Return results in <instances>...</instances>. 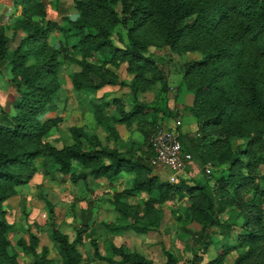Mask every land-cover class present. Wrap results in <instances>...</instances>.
<instances>
[{
  "label": "trees",
  "instance_id": "trees-1",
  "mask_svg": "<svg viewBox=\"0 0 264 264\" xmlns=\"http://www.w3.org/2000/svg\"><path fill=\"white\" fill-rule=\"evenodd\" d=\"M6 1L12 14L21 10L22 19L16 21L15 29L25 36L11 47L15 39L7 37L9 28L2 16L0 76L12 87L14 99L9 110L0 104V264H18L19 257L9 249L7 233L15 232L16 227L6 219L2 203L16 195L17 188L29 184L38 167H53L75 184L83 180L77 169L89 170L95 181L110 183L123 173L131 175V188L113 196L114 208L128 224H105L110 236L121 231L148 233L158 229L161 207L187 195L194 200L174 216L182 229L192 223L201 227L198 232L191 231V244H186L192 254L191 264H223L225 255L241 249L245 252L235 264H264V214L256 202L257 196L264 198V189L255 173L264 165L260 156L264 152V0H71L72 6L58 0L53 6L58 17L54 20L47 18L43 0ZM35 16L38 18L33 20ZM118 29L125 30L126 37L117 33ZM158 37L173 52L198 50L205 56L185 65L180 84V89L193 95L188 111L202 122L204 137L195 144L183 130L176 133L183 155H194L204 172L209 164L221 168L213 187L187 180L162 182L148 161L154 156L151 146L150 157L129 156L118 148L116 126L138 123L144 132L148 116L159 111L157 107L136 103L127 109V104L113 101L118 113L109 117L105 107L110 103L92 99L96 123L107 133V139L114 141V147L103 146L79 127L71 128L72 143L63 149L45 141L63 122L61 116L51 117L50 109L59 100L63 85L59 75L66 62L81 68L70 77L74 90L93 93L117 84L116 76L106 68L108 64L127 63V71L135 74L131 86L134 96L143 83L159 81L162 109L167 111L168 71L160 68L150 52L152 39ZM97 56L98 63L93 61ZM212 133L223 139L212 141ZM238 139L246 142L234 147L232 142ZM211 177L209 174L208 179ZM141 194L148 197L143 217L139 207L122 200L123 196ZM45 203L59 260L51 259L46 249L38 252L35 235H30V247L22 239L17 244L26 254H33V264H83L77 247L88 228H77L72 241L57 226L55 206L47 198ZM235 211L238 217L233 219ZM225 213L232 220L224 219ZM236 226L244 231L232 244ZM87 236L94 257L105 264H156L127 252L113 240H108L103 254L95 230ZM211 247L222 253L209 260L206 256ZM164 254V264H181L173 253Z\"/></svg>",
  "mask_w": 264,
  "mask_h": 264
},
{
  "label": "rangeland",
  "instance_id": "rangeland-1",
  "mask_svg": "<svg viewBox=\"0 0 264 264\" xmlns=\"http://www.w3.org/2000/svg\"><path fill=\"white\" fill-rule=\"evenodd\" d=\"M47 4V18L49 20L58 19L56 10L53 6L58 0H43ZM72 4L71 0H60L59 2ZM4 3V1H3ZM2 13L6 14L11 9V5L4 3ZM20 4H16L19 7ZM68 5V6H69ZM72 6V5H71ZM70 8V6H69ZM71 12H74L73 10ZM12 15V16H11ZM10 18L5 19V24L9 28L7 37L15 39L16 47L25 36L21 31H16L15 23L22 19V12H13ZM38 17H34L36 20ZM123 37H126V31L118 29L116 31ZM57 38L52 39L55 43ZM150 52L152 58L156 60L162 70L168 71L169 93L167 95V111L162 109V83L141 85L138 94L134 96L131 86L135 84V74L127 71V63H110L107 69L110 74L116 76V85H110L97 92H77L74 90L71 75L81 71V68L71 62H66L62 68V74L59 79L62 86L59 92V100L56 106L50 109L51 117L61 116L62 124L54 129L45 139L46 142L55 146L57 149H63L72 143L70 130L73 127L84 129L86 134L95 136L103 146H115L114 141L107 139V133L101 129L96 123L91 106L92 99H102L109 102L110 105L105 107V114L114 117L118 112L116 106L114 108L113 101L127 104V109L136 103L145 104L151 107H157L159 111L151 113L148 116V126L144 132L140 130V125L134 123L131 126L118 124L116 126L120 140L118 148L127 155L151 156L152 149L150 144L151 135L156 127L166 125L172 131L177 129L183 130L192 142L198 144L202 141L204 134L202 132V122L191 116L188 109L192 106L193 95L186 89H180L182 82V73L185 65L200 61L204 58V54L198 50L188 52H173L169 48L164 47L158 38L152 39ZM94 62H100V56H97ZM6 74L8 72L6 71ZM146 78L150 79L148 75ZM5 79V78H4ZM6 81V80H5ZM134 97H137L136 101ZM9 106V107H7ZM6 109H10L8 104ZM162 109V110H161ZM170 113V116L167 114ZM209 139H223L219 134L212 133ZM246 140H233L234 147L245 144ZM87 145L85 149H87ZM153 156V155H152ZM264 158V152L260 154ZM193 163L190 167L178 177V181L187 180L207 184L213 187L215 178L218 177L221 168L212 165V177L208 179V174L203 171L199 162L193 155ZM150 161L151 164V160ZM77 163H74V167ZM152 167V165H151ZM162 182L169 181L170 170L166 167L154 168ZM78 175L83 178L82 181L75 184L70 180L69 176L56 171L51 167H38L34 178L22 188H17V194L9 200L2 203V209L6 211V219L12 225H15L16 231L7 233V241L10 244V251L18 254V264H33L35 257L33 254H26L17 244L18 239H22L30 247L31 237L35 235L38 240V252L46 249L51 259L59 260V251L53 242L48 209L46 207V198L55 206L56 223L60 230L68 235L73 241L76 238L77 228H88L87 233L83 236L81 243L78 245V251L82 255L83 264H105L98 261L94 255L89 237L90 230H95L99 236L101 252L105 254L108 240L123 247L127 252L138 253L143 257L155 262L156 264H164L166 257L164 252L173 253L181 264H191L192 254L188 250L186 244H191L192 232L200 231V226L196 223L189 224L186 229H182V225L176 220L175 213L182 211L190 206L194 198L185 196L184 198H175L173 201L167 202L161 207V224L156 230L148 233H140L134 230L121 231L110 236L105 228V224L119 227L127 225L128 222L122 219L121 214L113 206V196L117 193H123L132 186V176H122L117 181L109 183L106 180L95 181L89 174V170L77 169ZM246 173V171H245ZM256 181L262 189H264V165L256 170ZM208 175V176H207ZM193 185V184H191ZM148 199L145 194L134 196H123L122 200L129 206L139 207L140 216H144V202ZM259 209L264 214V198L260 195L256 197ZM160 209V208H159ZM28 214L29 220L26 219ZM235 219L238 212L232 215ZM229 214H224V219H230ZM264 217V215H263ZM241 220L238 221L241 224ZM264 222V220H263ZM240 226V225H239ZM236 226L231 237L230 243L235 244L236 236L242 233L241 228ZM219 238V237H216ZM245 249L232 250L225 255L223 264H235L237 257L244 253ZM222 250L216 251L211 247L207 254V259L212 260L219 256Z\"/></svg>",
  "mask_w": 264,
  "mask_h": 264
},
{
  "label": "built area",
  "instance_id": "built-area-1",
  "mask_svg": "<svg viewBox=\"0 0 264 264\" xmlns=\"http://www.w3.org/2000/svg\"><path fill=\"white\" fill-rule=\"evenodd\" d=\"M8 14V15H7ZM6 14V20L12 14L11 9ZM150 144L154 151L151 165L154 168L166 167L170 170L169 182L175 184L178 177L187 171L193 163L191 154L183 155L182 144L179 135L166 125L159 126L150 138ZM206 174H211L212 165L206 166Z\"/></svg>",
  "mask_w": 264,
  "mask_h": 264
},
{
  "label": "crops",
  "instance_id": "crops-1",
  "mask_svg": "<svg viewBox=\"0 0 264 264\" xmlns=\"http://www.w3.org/2000/svg\"><path fill=\"white\" fill-rule=\"evenodd\" d=\"M3 1H4V3H7V1L6 0H0V24H1V21H2V16L4 17V22H5V14L4 13H2V8L5 6V4L3 3ZM13 99H14V93H13V89H12V87L10 86V85H8L7 83H6V81H5V79L3 78V77H1L0 76V104L2 105V106H4L5 108H7V107H9V106H7L8 104L10 105L11 104V102L13 101ZM7 106V107H6ZM8 110V109H7ZM118 130H119V128H118ZM109 147L110 148H112V147H114V146H110L109 145ZM131 176V175H128V174H126V173H123L122 175H121V177L122 176ZM120 177V178H121ZM117 181V180H116ZM110 183V182H109ZM111 184V183H110Z\"/></svg>",
  "mask_w": 264,
  "mask_h": 264
}]
</instances>
